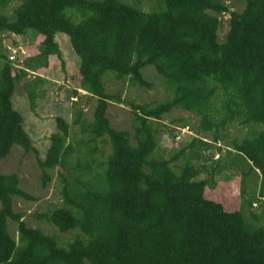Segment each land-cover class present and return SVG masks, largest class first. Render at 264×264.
Returning a JSON list of instances; mask_svg holds the SVG:
<instances>
[{
    "label": "trees",
    "instance_id": "16d2710c",
    "mask_svg": "<svg viewBox=\"0 0 264 264\" xmlns=\"http://www.w3.org/2000/svg\"><path fill=\"white\" fill-rule=\"evenodd\" d=\"M11 1L0 0V34L32 31L42 40L38 53L18 66L0 49V160L12 146L32 153L42 185L50 180L45 170L57 167L61 205L36 218L60 234L77 230L81 237L61 247L55 237L27 227L12 209V198H32L18 188L15 174H0V264H264V229L247 226L240 209L228 212L205 199L206 180H196L189 160L174 166L195 143L215 145L237 123L250 131L225 147L234 154L226 160L246 159L259 172L258 195L264 198V0H236L244 4L240 12L229 11L221 0H161L157 12L122 0H16L8 19L3 10ZM225 14L227 31L218 41ZM56 34L67 37L78 58L77 89L94 97L95 106L89 123L75 112L73 124L86 132L76 150L67 142L68 124L55 118V132L39 159L10 98L16 84L47 67L49 56L60 59ZM145 67L161 77L170 96L128 103L131 133L117 131L105 112L108 102H121L106 93L104 74L148 88ZM36 80L24 85L31 110L33 88L42 83ZM174 110L195 115L208 139H192L165 158L156 139L162 117ZM97 142L108 145L100 163L94 160ZM71 155L78 158L75 164ZM219 158L214 165L222 169ZM8 222L15 224V238Z\"/></svg>",
    "mask_w": 264,
    "mask_h": 264
},
{
    "label": "rangeland",
    "instance_id": "374dc122",
    "mask_svg": "<svg viewBox=\"0 0 264 264\" xmlns=\"http://www.w3.org/2000/svg\"><path fill=\"white\" fill-rule=\"evenodd\" d=\"M122 0L124 4H129L145 12H157L161 8V0ZM231 12H240L243 2L236 0H221ZM18 5L16 0H12L3 10V14L12 18V12ZM228 15L220 17V26L217 31L218 41H221L227 31ZM42 38L34 37L32 31H27L24 36L13 34H0V49L7 51V55L12 56L20 65L23 59L33 57L39 51ZM60 52V59L49 56L47 67L39 69L32 74H28L24 81L16 84L10 98L11 108L21 117V127L32 146L37 151V157L42 159L49 144V136L55 132V118H61L69 126V138L67 142L76 150L75 143L86 139V132H81L79 124H73L75 112L81 113V120L84 123L91 121V115L95 106V98L85 95L78 88L77 66L78 58L71 51L67 37L61 34L54 36ZM60 62L63 63V68ZM141 74L149 84L148 88H139L129 84L127 79L116 81L111 73L104 74L105 91L108 94H117L120 104L114 102L107 103L105 116L110 126L117 131H127L131 133L132 115L128 108V103L142 105L147 103H158L165 101L170 93L166 90L162 79L150 67H145ZM40 79L41 84H37L33 91L36 94L34 109L31 110L27 93L24 89L25 83H32ZM83 95L74 97L71 91ZM199 119L193 115L180 110H174L162 117L159 124L156 146L160 155L167 158L170 154L176 153L182 147L190 144L192 139L207 141L206 134H201L198 130ZM187 126L188 131L181 129ZM261 129L260 126H257ZM250 129L239 126L237 123L230 124L221 132L222 140L210 146L195 145L192 151H186L174 163L175 170L183 160L187 159L196 168L198 174L196 180H206L204 198L222 205L225 211L239 210L244 222L250 228L264 229V198L258 195L260 175L257 170L251 167L244 158L236 157L233 161H227L233 157V152H226L225 147H230L233 139H241L246 136ZM134 144L133 141H130ZM213 145V146H212ZM224 149L217 153L216 148ZM98 153L95 154L96 162H103L108 153V145L96 143ZM229 149V148H228ZM228 153V157L225 158ZM190 155V156H189ZM217 155L221 159L220 169L214 165ZM213 156V157H212ZM70 162L75 164L78 161L75 156L68 157ZM217 161V160H216ZM57 167L45 170L50 180L42 185L40 170L36 165L35 156L32 153H24L18 146H12L7 157L0 160V174H15L18 179V188L27 193L32 200L27 201L20 198H12V209L23 215L21 219L29 228H37L46 235L56 238L59 246L64 247L75 236H80L77 230L60 234L56 229L44 220L36 217L46 214L60 207V180L56 174ZM179 172V171H178ZM65 173V172H63ZM8 233L15 238V224L8 222ZM81 237V236H80Z\"/></svg>",
    "mask_w": 264,
    "mask_h": 264
},
{
    "label": "built area",
    "instance_id": "2783aa9c",
    "mask_svg": "<svg viewBox=\"0 0 264 264\" xmlns=\"http://www.w3.org/2000/svg\"><path fill=\"white\" fill-rule=\"evenodd\" d=\"M7 60L10 61V62H15V60L13 59L12 56L7 57Z\"/></svg>",
    "mask_w": 264,
    "mask_h": 264
}]
</instances>
